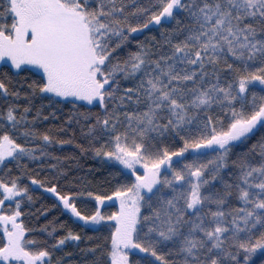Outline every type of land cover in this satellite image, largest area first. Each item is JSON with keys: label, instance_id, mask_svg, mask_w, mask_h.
<instances>
[{"label": "snow or ice", "instance_id": "obj_1", "mask_svg": "<svg viewBox=\"0 0 264 264\" xmlns=\"http://www.w3.org/2000/svg\"><path fill=\"white\" fill-rule=\"evenodd\" d=\"M0 264H264V0H0Z\"/></svg>", "mask_w": 264, "mask_h": 264}, {"label": "trees", "instance_id": "obj_2", "mask_svg": "<svg viewBox=\"0 0 264 264\" xmlns=\"http://www.w3.org/2000/svg\"><path fill=\"white\" fill-rule=\"evenodd\" d=\"M68 150H71V149H68Z\"/></svg>", "mask_w": 264, "mask_h": 264}]
</instances>
